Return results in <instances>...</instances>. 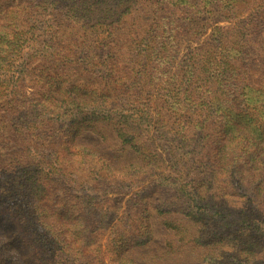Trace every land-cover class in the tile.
<instances>
[{"label": "trees", "instance_id": "16d2710c", "mask_svg": "<svg viewBox=\"0 0 264 264\" xmlns=\"http://www.w3.org/2000/svg\"><path fill=\"white\" fill-rule=\"evenodd\" d=\"M6 1L2 0V3L5 4ZM69 1L72 0H67V2ZM192 1L152 0L149 3L150 5L156 3L157 11L164 12L168 10V5L179 8L192 3ZM8 2L13 5L14 9L18 8L19 10L15 11V16H12L10 21H0V112L3 114L0 116L2 118L0 120V144L3 143L5 149H10L11 147H7L8 142H5L4 138L10 140L13 135H16L20 141H32V139L46 137L62 128L64 126L61 124L63 119L56 111L59 107L64 111L63 115L67 114L68 108H71L69 111L71 117L68 118L67 126L78 124L80 121L85 123L88 118L81 117V114H88L89 119L106 121L111 124L122 143H128L138 152L144 153L146 144L151 139L144 136L145 128L142 126L141 116L137 113L143 111L140 106H150L156 101L173 104L174 111L163 129L168 127L170 133L172 132L176 137L181 133H185L183 137H187L186 132L195 123L203 128L206 125L204 110L196 112L195 106H191V104L197 105L199 108L204 106L207 113L209 110L218 112L221 116L217 126L219 134L215 135L212 141L219 147L210 152L212 156L206 162L203 159L192 161L195 165L200 163L199 167L202 169L196 173L195 178L178 176L176 181L177 176H173L168 170L169 168L172 172L170 160L161 157L158 159V169H162L164 179L171 183L172 187L170 186L168 190L173 191L176 201L171 202L170 198L164 200L163 197H160L158 198L160 200H157V205L151 206V208L159 214L179 213L189 218V221H192L196 226L197 237L195 239L197 240L203 238V232L207 230L216 231L215 237H219L217 242L231 240L233 249L227 246V249L231 251L226 250L223 259L215 264H233L235 258L240 262L251 258L254 262L264 263V159L260 160L259 156H255L253 159L244 160L242 165L239 163L232 165L218 153L224 149L227 135L232 130H236V137L240 139V144L246 139L254 141L253 137H249L251 133L264 134V124L252 129L249 128L251 124L246 126V122L240 123L233 119L238 115V106L247 102L256 113L252 120L256 122L259 118L264 120V89L262 84L257 85L259 81L264 83V80L250 79L256 85L252 84L249 88L253 94L239 82L236 84V91L230 96H220L217 93V88H211L207 95H199L194 91L197 82L192 80V77L197 74L196 71L199 72L203 63L193 59L190 77L185 78L184 74L178 75L171 82L168 80L164 82V85L168 84L171 87L170 91L162 86L161 92H157L158 82L152 77L154 69L150 68L151 64L145 59L147 55L139 52L138 48L134 56L131 51H127L133 38L134 41L141 38L138 31L143 23H139L140 26L135 30L134 28L130 29L134 30L133 37L128 36V33H116L117 30H124L122 19L130 13L131 6L133 7L137 3L143 4L144 1L73 0V4L67 3L66 6H62V19L54 14L55 19L44 25V28L37 34H35V30L41 29L37 17L46 13L49 4L56 8L62 5V2L57 0H53V2L50 0H8ZM66 7L65 12L63 8ZM251 14L256 16L255 20L258 24L249 27L248 32L254 35L263 33L264 0H258L251 9ZM1 18L2 9H0ZM65 19L87 29L83 32V39L71 40L67 46L61 43L64 41L65 30L69 28V24H64ZM157 24H159L158 19ZM101 29L104 31L99 36ZM156 37L160 36L155 33L147 39L146 44L149 48L154 46L153 39ZM233 37L235 41L232 42L239 46L248 41L245 36L239 35V32ZM29 40L37 42L39 56L43 58L36 65L31 64L33 56L37 52L32 54L34 50L31 48L29 51L23 50ZM89 40L97 42L92 50L85 49ZM165 41L161 42V46L165 45ZM232 42L230 39L219 40L213 46L219 48L222 54L220 60L219 57L214 60L211 68L216 69V66H222L220 68L222 71H229L231 64L227 57L224 61H221V58L228 53L229 43ZM99 50L101 51L99 52ZM105 53L109 59V62L106 63H104L106 59H102ZM95 58L96 61H93L92 59ZM80 60H89V64H92L91 69L96 68L100 73L90 86L79 81H71L69 77L58 73V77L67 84L63 91L60 88L52 89L43 85L42 82H45L47 76L56 73L58 65H73L74 67V64ZM112 68H115L116 72L122 73L125 81L117 82ZM97 79L101 81H98L93 87ZM118 79L121 78L118 77ZM26 82L43 89V93L35 91L26 98L27 108H25L26 101L18 105L19 100L16 99L21 96L18 89H21ZM127 82L135 84L131 98L133 102L129 107L125 106L127 103L125 96ZM157 95L158 100H153ZM144 97H147L145 102L138 101ZM29 111L35 113L33 117L29 115ZM240 113L245 112L241 111ZM45 114L50 115L47 120L42 117ZM7 115L10 117V121L5 120ZM161 116V112L158 111L157 123ZM149 117L151 118V116ZM201 117L203 118L201 119ZM204 131L205 129L202 131L203 136L205 135ZM165 132L164 130L163 133ZM255 140L262 143L264 137L262 140ZM12 147L16 148V143ZM172 147L169 146L170 154H173ZM152 152L155 156H162L157 153L158 151ZM248 161L260 162L258 164L262 167L256 177L257 185L254 181L252 184L250 183L249 177L254 176L249 173L259 169L255 164H249ZM59 162L60 158L58 157L45 163L43 160L33 162L23 156L15 155H10L8 160H2L5 167L3 171L7 173V177L18 178V180L12 179V181L6 182L3 187H0V191H2L0 193H7L6 188H11L10 191L16 190L12 199L19 197L14 202L19 204L15 209L18 221L25 220L34 223V228L39 227L45 235L41 236L43 233L36 232L42 239L40 240L41 244L38 245L39 248H37L16 234V230L7 233L6 236L0 234V264H133L131 258L126 255L129 248L126 233L119 227V223L123 219L120 218L117 223H111L110 227H113L109 232L106 248L103 250L100 246L102 232L99 231V228L109 229L91 223L90 218L85 216V212L89 214L88 203H85L88 199L80 195L78 191L65 187L63 179L66 177L61 175L60 178V174L56 172V164H60ZM216 163L221 175H217L216 165H214ZM44 165L49 167L52 172L47 171L44 177H41L36 173V168ZM218 178L221 179L222 184L230 185L232 190H236L234 194H237V191L244 192V205L239 208L238 221L235 223L233 220H227L232 215L230 210L236 208L235 206L221 203L216 199H209V192L212 197L218 195L212 191L217 188L212 187L217 183ZM65 184H69V182L66 180ZM201 187L204 188V192H200ZM233 198L234 196H232ZM219 216L222 217L220 221L217 220ZM0 217L3 216L0 214ZM78 221L81 222L77 223ZM220 223L226 226V231L222 232L217 229L216 225ZM173 227L178 228L179 226L173 225ZM84 232H88V234L83 236ZM32 241L39 240L33 238ZM249 243H253L258 251L251 253L249 248H244ZM96 244L98 245L96 246ZM247 252L250 253V256ZM211 261L209 260V263Z\"/></svg>", "mask_w": 264, "mask_h": 264}, {"label": "rangeland", "instance_id": "374dc122", "mask_svg": "<svg viewBox=\"0 0 264 264\" xmlns=\"http://www.w3.org/2000/svg\"><path fill=\"white\" fill-rule=\"evenodd\" d=\"M51 1L53 2V0ZM57 1L62 2V5L54 8L49 4L46 13L37 17L41 29H36L35 34L40 32L44 25L55 19L54 14L60 19L63 18L61 14L63 5L73 4V0L69 2L67 0ZM139 1L135 0V2ZM142 1H144L143 4L137 3L135 6H131L130 13L122 19L124 30H117L116 33H128V36L133 37L132 34L135 28L140 26L139 23H143L138 31L141 38L136 41L133 38L127 51H131L134 56L138 48L140 49L139 52L147 55L145 59L151 64L150 68L154 69L152 77L155 80L157 79L158 82L157 92H161L162 86L166 87L168 91L171 90L168 84L164 85L167 80L171 82L182 74L185 78L190 77L192 75L191 63L193 59L200 60L203 63L199 68V72L196 71L197 74L192 77V80L197 82L194 91L199 95H207L211 88H217V93L220 96H230L236 91V84L239 82L250 92L249 88L254 84L250 79L264 80V32L255 35L248 32L249 27L258 24L255 20L256 16L251 14V9L258 0H193L192 3L179 8L168 5V10L164 12L157 11L156 3L150 5L149 2L152 0ZM3 4L0 0V9H2L0 21H10L11 17L15 16V11L19 9H14L8 0L4 6H2ZM63 9L66 12L67 7ZM226 15L228 17L224 18L223 16ZM157 19L159 24H157ZM64 21L65 25L69 24V28L65 30L63 34L64 41L61 43L67 46L71 40L81 39L84 35L83 32L87 29L80 27L79 24H73L71 20L65 19ZM132 28L134 30H130ZM102 31L104 29H101L99 36L102 35ZM237 32L248 39L242 46L232 42L235 41L233 35ZM155 33L160 37L154 38L155 44L149 48L146 44L147 39ZM145 35L146 37L143 38ZM229 39L232 42L229 43L230 49L228 53H223L225 56L221 58V61H224L227 57L228 62L231 64L229 71H222L220 69L222 66H216V69L211 68L214 60L218 57L220 60L222 54L219 48L213 46L219 40ZM163 40H166L165 45L161 46ZM95 45H97V42L89 40V44L85 45V49L90 48L92 50ZM30 48L34 50L32 54L37 52L33 56L31 64L36 65L37 62L43 59L39 56L37 42L29 40L23 50L29 51ZM102 57V59H106L104 63L109 60L106 53ZM92 60L96 61V58ZM81 61L75 63L74 67L73 65H58L56 73L47 76L45 82H42L43 85L52 89L60 88L63 91L67 84L58 77V74H61L64 77H69L71 81H79L90 86L100 73L97 72L96 68L91 69L92 64H89V60H84L82 63ZM114 69L112 68V72H115L114 78H116V81H125L122 73L116 72ZM118 77L121 79H118ZM241 80H243L242 83ZM98 81L101 80L97 79L93 87L96 86ZM260 84L264 89V83L259 81L257 85ZM254 86L256 85L254 84ZM134 88V83L127 82L125 86V96L127 97L125 106L127 107L133 102L131 98ZM18 90L21 94L16 98L19 100L18 105L26 101L25 108L28 107L27 97H30L35 91L43 93V89L35 87L29 82H26ZM250 93L253 94V91ZM145 98L147 97L138 101L145 102ZM157 98L158 95L153 100H158ZM197 102L200 101L197 100ZM191 106H195L196 112L204 110L203 114L206 115L204 123L206 125L204 128L197 123L191 125L187 132L184 130L187 137H183L185 133H181L176 137L172 132L170 133L168 127L163 129L174 111L173 104L169 105V103L156 101L150 106H140V108H143V114L142 112L137 113L141 116L142 126L145 128L144 136L151 139L146 144L144 153L138 152L128 143H122L111 124L106 121L89 119L88 114H81V117L86 116L88 118L85 123L80 121L78 124L67 126L68 118L71 117L69 112L71 108L67 107L69 111H66L67 114L63 115L62 112L64 111L57 107L56 111L63 119L61 124L64 126L62 128L46 137L32 139V141H20L19 137L16 138V135H13L10 140L4 138L5 142H8L7 147L11 148L5 149V145L0 144V187H3L6 182L12 181V179L18 180L14 177L8 178L7 173L3 171L5 167L2 160H8L10 155L23 156L33 162L43 160L45 163L58 157L60 158V164H56V172L60 174V178L61 175L66 177V179L62 178L65 180V187L78 191L80 195L88 199L87 202L83 200L88 203L89 210V214L85 212V216L90 218L91 223L109 229L99 228V231L102 232L100 246L103 250L106 248L108 235L113 227H110L111 223H117L121 218L123 220L120 221L119 227L126 233L129 244L126 255L131 258L133 264H215L223 259L226 250L231 251L227 249V246L233 249L231 240L217 242L219 237H215L216 231L213 230L204 231L203 238L197 240L195 239L197 237L196 226L192 221H189V218L179 213L159 214L151 208V206L157 205V200L159 201L158 198L160 197H163L164 200L170 198L171 202L176 201L173 191L168 190L170 186L172 187L171 183L164 179L162 169H158V159L160 157L170 160L172 172L169 168L168 170L173 176H177L176 181L178 176L195 178L196 173L202 169L199 167L200 163L195 165L192 161L196 162L203 159L206 162L212 156L210 152L219 147L218 144L212 141L213 137L219 134L217 129L221 120L219 113L210 110L207 113L204 106L200 108L193 104ZM158 111L161 112L162 116L157 123ZM241 111L245 113L242 114ZM34 114V112L29 111V115H32V117ZM1 115L3 114L0 112ZM255 115L256 113L251 105L246 102V104L238 106V115L233 119L240 123L246 122V126L251 124L249 128L254 129L264 124L262 118H259L258 122L253 121L252 118ZM42 117L47 120L50 115L45 114ZM5 120L10 121V117L7 115ZM178 129L180 130V128ZM203 129H205L204 136ZM164 130L165 133H163ZM227 136L224 149L218 153L232 165L236 163L242 165L244 160L253 159L255 156H259L260 160L264 159V142L260 143L255 140H262L264 134L251 133L249 137H253L254 141L246 139L242 144L239 143L240 139L236 137V130H232ZM15 143L16 148L12 147L15 146ZM169 146H173V154H170ZM154 150L162 156H155L152 152ZM223 161L225 162V160ZM248 162L249 164H255L256 168L259 169L249 173L254 176L249 177L250 183L252 184L254 181L257 185L256 177H258L257 174H259L262 167L258 164L260 162ZM214 165H216L217 175H221L217 163ZM47 171L52 172L45 165L36 168V173L41 177H44ZM66 180L69 184H65ZM221 184V179L218 178L217 183L212 187H217L212 191L218 195L212 197L209 192V199H216L221 203L235 206L236 208L230 210L232 215L227 218V220H233L235 223L238 221L239 208L244 205V192L237 191V194H234L236 190H232L230 185L222 184L220 186ZM6 189L7 193H0V214L3 216L0 217L1 236H6L7 233L16 230V234L30 242L31 246L39 248L38 245L41 244L40 240H42L41 236L45 235L43 230L39 227L35 229L34 223L25 220L18 221L15 209L19 204L14 202L19 197L12 199V195L16 194V190ZM167 191V194L170 195L166 194ZM200 192H204L203 187H201ZM232 196H234L233 199ZM221 218L219 216L217 220L220 221ZM79 222L81 221L77 223ZM173 225L179 227L174 228ZM216 227L222 232L226 231V226L223 223L217 224ZM184 231L185 233H183ZM36 232L43 234L40 236ZM87 234L88 232L82 233L83 236ZM33 238L39 241H32ZM244 248H249L251 253L258 251L253 243L245 245ZM247 254L250 256V253L247 252ZM209 260H212L211 263H209ZM234 260L233 264H264L254 262L251 258L242 260V262L236 261L237 258Z\"/></svg>", "mask_w": 264, "mask_h": 264}]
</instances>
